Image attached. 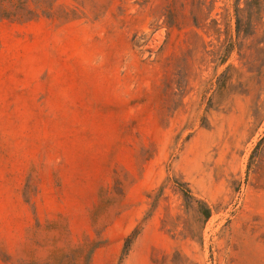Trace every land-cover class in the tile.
<instances>
[{
	"label": "rangeland",
	"instance_id": "374dc122",
	"mask_svg": "<svg viewBox=\"0 0 264 264\" xmlns=\"http://www.w3.org/2000/svg\"><path fill=\"white\" fill-rule=\"evenodd\" d=\"M231 4L0 21V264H264V0L222 57ZM167 179L209 206L201 242Z\"/></svg>",
	"mask_w": 264,
	"mask_h": 264
},
{
	"label": "trees",
	"instance_id": "16d2710c",
	"mask_svg": "<svg viewBox=\"0 0 264 264\" xmlns=\"http://www.w3.org/2000/svg\"><path fill=\"white\" fill-rule=\"evenodd\" d=\"M261 0H232V20L233 27L231 36L227 30V25L224 24V54L221 52L220 55L225 57L228 49H232L235 45L233 42L239 37L250 36L253 33L254 27L256 24H260L261 16ZM214 3V1H213ZM242 4V7L239 5ZM37 16V7H31L29 5V0H0V21L1 20H31ZM225 18V16H224ZM213 29L214 32L219 33L218 31V22L213 20ZM263 24V23H262ZM167 182H170L171 186L178 193L180 197V206L184 214L188 213L192 216L189 221H183V230L187 233L189 238H197L198 242H201V226L203 222L210 215L209 206L196 195L191 193L185 184H179L173 179H167ZM162 188V187H161ZM161 190V189H159ZM157 198V195L154 199ZM195 230L197 234H195Z\"/></svg>",
	"mask_w": 264,
	"mask_h": 264
}]
</instances>
